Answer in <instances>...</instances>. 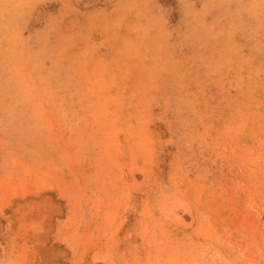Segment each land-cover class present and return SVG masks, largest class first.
<instances>
[{
	"label": "rangeland",
	"instance_id": "1",
	"mask_svg": "<svg viewBox=\"0 0 264 264\" xmlns=\"http://www.w3.org/2000/svg\"><path fill=\"white\" fill-rule=\"evenodd\" d=\"M0 264H264V0H0Z\"/></svg>",
	"mask_w": 264,
	"mask_h": 264
}]
</instances>
